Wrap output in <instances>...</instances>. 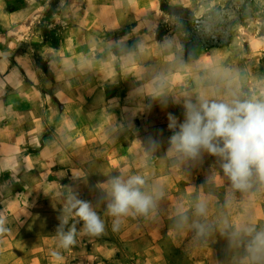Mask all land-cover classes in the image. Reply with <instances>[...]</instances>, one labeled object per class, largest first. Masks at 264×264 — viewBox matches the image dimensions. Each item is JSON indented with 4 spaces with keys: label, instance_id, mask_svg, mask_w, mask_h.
I'll use <instances>...</instances> for the list:
<instances>
[{
    "label": "rangeland",
    "instance_id": "rangeland-1",
    "mask_svg": "<svg viewBox=\"0 0 264 264\" xmlns=\"http://www.w3.org/2000/svg\"><path fill=\"white\" fill-rule=\"evenodd\" d=\"M201 20L221 47L179 30L200 37ZM237 97L264 99V0H0V137L10 122L16 146L0 161V264H252L264 180L235 189L207 152H169L170 116ZM121 172L143 176L154 205L114 230L103 186ZM72 196L105 229L65 250Z\"/></svg>",
    "mask_w": 264,
    "mask_h": 264
},
{
    "label": "clouds",
    "instance_id": "clouds-1",
    "mask_svg": "<svg viewBox=\"0 0 264 264\" xmlns=\"http://www.w3.org/2000/svg\"><path fill=\"white\" fill-rule=\"evenodd\" d=\"M182 123L173 117L169 125L177 129L170 137L169 152L196 158L207 152L217 159L219 166L235 189L247 190L254 173L264 180V99L234 98L229 101L202 99L198 104L185 105ZM146 181L139 174L123 172L112 175L103 186L106 197L104 214L112 217L113 229H118L123 218L133 214H147L153 207V196L145 190ZM197 210L205 211V205ZM75 222L65 230L69 219ZM82 227L77 229L76 224ZM3 221L0 220V226ZM105 222L97 209L87 200L72 196L57 230L60 249H70L79 234H100ZM0 227V231H3ZM251 237L248 252L252 264H264V229L257 230L249 222L245 227ZM55 262H61V251L53 250Z\"/></svg>",
    "mask_w": 264,
    "mask_h": 264
},
{
    "label": "trees",
    "instance_id": "trees-1",
    "mask_svg": "<svg viewBox=\"0 0 264 264\" xmlns=\"http://www.w3.org/2000/svg\"><path fill=\"white\" fill-rule=\"evenodd\" d=\"M197 32L202 33V35L199 37L198 35L193 32L192 26L191 27H184L180 28V31H183V33L187 36V41L195 45L197 42L202 43L204 47H221L224 43V39L221 33H218L217 35H213L212 31L208 32V26L205 25L204 21H197L193 26ZM191 28V29H190ZM210 31V30H209Z\"/></svg>",
    "mask_w": 264,
    "mask_h": 264
},
{
    "label": "crops",
    "instance_id": "crops-1",
    "mask_svg": "<svg viewBox=\"0 0 264 264\" xmlns=\"http://www.w3.org/2000/svg\"><path fill=\"white\" fill-rule=\"evenodd\" d=\"M124 1V0H120ZM5 111L7 112V107L5 105ZM1 122V121H0ZM4 135L0 137V161H9L13 157V149L16 147L13 140V126L10 122L3 121ZM35 153L25 154L26 159H31L34 157ZM37 156V155H36ZM27 172V171H26ZM5 237L7 236L4 235ZM1 260V259H0Z\"/></svg>",
    "mask_w": 264,
    "mask_h": 264
}]
</instances>
